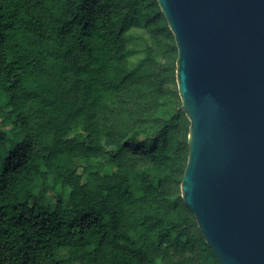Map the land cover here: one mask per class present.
<instances>
[{
  "label": "trees",
  "instance_id": "1",
  "mask_svg": "<svg viewBox=\"0 0 264 264\" xmlns=\"http://www.w3.org/2000/svg\"><path fill=\"white\" fill-rule=\"evenodd\" d=\"M178 57L158 0H0V264H222L182 197Z\"/></svg>",
  "mask_w": 264,
  "mask_h": 264
},
{
  "label": "water",
  "instance_id": "2",
  "mask_svg": "<svg viewBox=\"0 0 264 264\" xmlns=\"http://www.w3.org/2000/svg\"><path fill=\"white\" fill-rule=\"evenodd\" d=\"M191 122L181 191L222 264H264V0H158Z\"/></svg>",
  "mask_w": 264,
  "mask_h": 264
},
{
  "label": "rangeland",
  "instance_id": "3",
  "mask_svg": "<svg viewBox=\"0 0 264 264\" xmlns=\"http://www.w3.org/2000/svg\"><path fill=\"white\" fill-rule=\"evenodd\" d=\"M132 36H133L131 43L132 49H134L137 53L136 57L133 58V60H137L138 57L142 56L143 49L149 41L147 38L148 35L146 36L143 32L134 31L132 33Z\"/></svg>",
  "mask_w": 264,
  "mask_h": 264
}]
</instances>
